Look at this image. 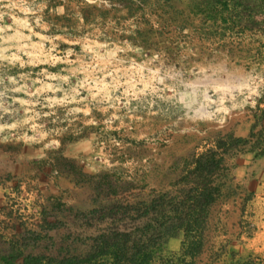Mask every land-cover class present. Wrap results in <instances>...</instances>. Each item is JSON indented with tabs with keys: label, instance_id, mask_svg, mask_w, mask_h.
<instances>
[{
	"label": "rangeland",
	"instance_id": "374dc122",
	"mask_svg": "<svg viewBox=\"0 0 264 264\" xmlns=\"http://www.w3.org/2000/svg\"><path fill=\"white\" fill-rule=\"evenodd\" d=\"M84 2L96 8L86 21L79 0H0V228L46 236L42 217L61 223L41 242L53 250L81 230L74 216L89 208L94 176L112 171L137 199L167 191L218 137L246 138L264 94V64H236L189 28L178 44L144 37L155 18ZM231 164L195 264L264 254V158L244 152ZM182 239L162 255L179 253Z\"/></svg>",
	"mask_w": 264,
	"mask_h": 264
},
{
	"label": "trees",
	"instance_id": "16d2710c",
	"mask_svg": "<svg viewBox=\"0 0 264 264\" xmlns=\"http://www.w3.org/2000/svg\"><path fill=\"white\" fill-rule=\"evenodd\" d=\"M84 1L79 0L78 8L86 21L96 8ZM107 1L127 18L138 13L142 18H155L159 28L145 19L148 28L142 31L143 36L152 32L159 42L178 44L189 28L190 35L215 45L214 51L236 64H264V0ZM64 9L69 12L68 6ZM128 40L133 44L147 42ZM251 113L254 122L246 138L233 133L218 137L191 157L167 191H151L137 199L131 182L123 181L118 187L112 171L94 176L90 206L74 216L81 230H68L54 250L55 245L44 248L41 242L45 238L51 241L48 233L61 223L42 217L39 230L46 236L23 227L8 237L0 228V264H195L203 249L209 210L233 181L231 158L244 152L255 159L264 158V94ZM180 234L179 253L163 256L169 240ZM229 259V264H264V254L252 252L247 256L230 252Z\"/></svg>",
	"mask_w": 264,
	"mask_h": 264
}]
</instances>
